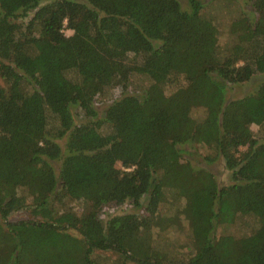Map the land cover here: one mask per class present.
Returning <instances> with one entry per match:
<instances>
[{
	"label": "trees",
	"instance_id": "obj_1",
	"mask_svg": "<svg viewBox=\"0 0 264 264\" xmlns=\"http://www.w3.org/2000/svg\"><path fill=\"white\" fill-rule=\"evenodd\" d=\"M184 3L0 0V264H98L95 252L116 264H264V139L251 130L264 127V81L227 98L264 74V0L236 11L222 45L203 0ZM131 77L147 84L124 94ZM109 87L123 94L99 113L94 91ZM189 144L230 183L182 160ZM166 194L182 204L162 218ZM126 204L143 214L98 218ZM19 211L29 218L8 219ZM180 219L190 253L177 260L152 229Z\"/></svg>",
	"mask_w": 264,
	"mask_h": 264
},
{
	"label": "rangeland",
	"instance_id": "obj_2",
	"mask_svg": "<svg viewBox=\"0 0 264 264\" xmlns=\"http://www.w3.org/2000/svg\"><path fill=\"white\" fill-rule=\"evenodd\" d=\"M52 0H40V5L51 2ZM181 3V9H185L184 0H179ZM204 7L201 11V15L206 18H210L216 25L218 31V42L223 44L226 41V30L227 25L230 20L236 13V11H243L248 13L250 11V0H203ZM63 33L67 36L70 35V31L64 30ZM264 81V74H257L252 76L247 82L240 85L232 86L229 91L227 98L234 100L239 99L250 94H254L258 85ZM0 84L2 85L1 81ZM147 84V81L142 77H131L128 86L124 90V94H134L139 93L140 90ZM172 87H167L165 91H170ZM95 98H94V107L100 113L103 107L108 104L112 99L122 95L119 93V90L115 87L109 88H96L95 89ZM74 122L82 121L81 113L74 110ZM192 117L196 120L202 119L201 111L194 110ZM253 134H255L258 141H263L264 139V127L257 128L251 126ZM60 145H63V142H59ZM185 152L182 153V160H186L194 168H204L209 171L215 178L217 185L225 186L230 183L229 173L224 169L223 164L220 160H215L209 164L202 161V157L209 155L210 151L208 148L201 144H189L182 147ZM242 150V149H241ZM69 208L75 213L79 214L83 211V206L77 201H66ZM144 201H142V204ZM182 202H173L170 197L165 195L164 204L160 205L158 214L162 218L172 217L174 214L178 213L176 209L181 207ZM125 213H136L143 214L142 209H133L129 205L113 206L105 205L103 206L99 213L98 218L100 221L104 222L110 216L125 214ZM29 218L26 212L19 211L12 213L9 216L10 221L25 220ZM164 220V219H163ZM229 233H239L235 228H229L227 230ZM153 238L155 245L159 247L168 258H174L177 260L184 259L189 255L190 251V233L188 229V224L183 219H180V222L177 226L173 228H167L162 232H157L156 228L152 229ZM218 234L222 233V230L217 232ZM94 258L98 264H116V256L110 252H95ZM125 264H133L127 262Z\"/></svg>",
	"mask_w": 264,
	"mask_h": 264
}]
</instances>
